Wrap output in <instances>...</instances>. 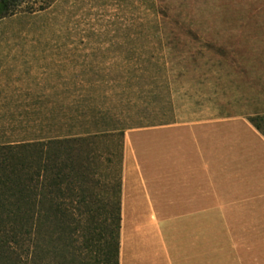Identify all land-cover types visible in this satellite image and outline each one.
<instances>
[{
  "label": "rangeland",
  "instance_id": "obj_1",
  "mask_svg": "<svg viewBox=\"0 0 264 264\" xmlns=\"http://www.w3.org/2000/svg\"><path fill=\"white\" fill-rule=\"evenodd\" d=\"M83 95L123 127L89 139L84 186L96 207L121 168L123 137L139 158L162 132L130 128L215 115L236 116L212 127L226 147L236 139L241 169L257 173L261 190L264 134L250 117L264 114V0H30L0 20V126H31L35 112L60 115Z\"/></svg>",
  "mask_w": 264,
  "mask_h": 264
},
{
  "label": "crops",
  "instance_id": "obj_2",
  "mask_svg": "<svg viewBox=\"0 0 264 264\" xmlns=\"http://www.w3.org/2000/svg\"><path fill=\"white\" fill-rule=\"evenodd\" d=\"M232 118L130 128L162 132L139 158L123 137L118 264H264V185L212 127Z\"/></svg>",
  "mask_w": 264,
  "mask_h": 264
},
{
  "label": "trees",
  "instance_id": "obj_3",
  "mask_svg": "<svg viewBox=\"0 0 264 264\" xmlns=\"http://www.w3.org/2000/svg\"><path fill=\"white\" fill-rule=\"evenodd\" d=\"M28 1L0 0V20ZM94 100L83 95L60 115L58 107L41 117L35 112L31 126H0V264H53L50 258L56 264H118L120 166L109 201L96 207L100 199L84 186L89 174L84 159L94 153L89 139L122 135L123 127L108 106ZM66 116L67 122L60 121ZM250 121L264 134V114ZM117 146L122 148V136ZM75 234L82 238L79 246Z\"/></svg>",
  "mask_w": 264,
  "mask_h": 264
}]
</instances>
